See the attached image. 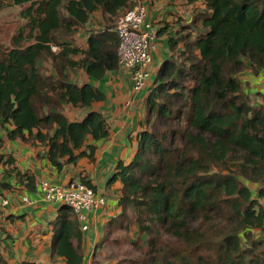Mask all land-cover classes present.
I'll return each instance as SVG.
<instances>
[{"label":"trees","instance_id":"16d2710c","mask_svg":"<svg viewBox=\"0 0 264 264\" xmlns=\"http://www.w3.org/2000/svg\"><path fill=\"white\" fill-rule=\"evenodd\" d=\"M187 1V11L196 9L188 17L177 13L181 20H175L186 23L176 26L166 22L168 12L160 15L157 38H164L168 51L134 102L142 110L136 152L128 164L118 162L108 182L120 184L121 210L105 224L90 256L115 230L128 228L131 210L142 245L133 242L139 256L130 257V264H264V236H256L264 234V95L251 96L243 80L249 70L264 72V0ZM134 4L0 0V8L28 5L20 13L26 25L0 58V148L6 140L33 137L45 144L47 159L60 172L82 160L94 163V142L108 138L111 127L92 109L107 97L91 84L73 83L71 73L82 69L100 81L121 69L134 97L131 72L119 64L118 36L110 31ZM95 15L99 30L90 32L85 47L73 46L69 40L89 33L84 30ZM47 56L54 75L41 71ZM63 106L91 111L72 121ZM24 181L32 189L34 176ZM71 182L97 193L88 176ZM250 183L259 184L257 196ZM2 189L10 185L1 182ZM51 226L52 258L84 264V232L75 212L60 205ZM167 236L180 246L170 245ZM0 264H7L1 247Z\"/></svg>","mask_w":264,"mask_h":264},{"label":"crops","instance_id":"0c3cea01","mask_svg":"<svg viewBox=\"0 0 264 264\" xmlns=\"http://www.w3.org/2000/svg\"><path fill=\"white\" fill-rule=\"evenodd\" d=\"M187 2V0L184 2L185 11L189 9ZM179 5L180 3L170 2L169 7L162 9L164 6L157 7L156 4L152 5L149 2L146 4L149 7V20L155 23L157 29L160 28L158 24L161 19L160 15L165 11L169 13L166 22H174L173 24L180 26L183 21L186 23L188 20L183 19L181 22H176L181 20L179 16L176 18L174 10ZM98 17L99 15H95L92 19L97 20ZM81 34L74 38V46H86L90 32L85 35ZM167 51L168 46L164 38H158L157 49L153 53L149 82L157 72ZM74 59L76 60V57ZM46 68L51 69V65L47 64ZM120 70L108 73L100 81L91 79L82 69L71 73L73 83L80 86L91 84L104 92L107 97L105 102L95 104L92 109L104 114L111 127L108 138L94 142L97 146L94 163L82 160L76 166H65L60 172L47 159L48 148L45 144L34 140L33 137L25 141L20 139L8 141L6 132H2L6 141L0 148V174L2 183L10 185L9 190L2 189V192L11 201L7 209L0 210V247L7 264H21L22 262L65 264V260L61 257L52 258L50 250L53 236L51 224L57 216L60 205L44 202L40 198L39 184L44 179L66 185L71 181H80L81 176H88V179L95 185L97 193L106 198L107 203L103 208L88 214V229L83 231L84 253L93 252L102 238L100 232L104 230L105 224L120 212L121 209L117 206L120 184L109 185L108 182L118 162L124 161L128 164L135 155L136 135L140 130L138 123L142 119V110L137 108L134 102L143 95L138 93L132 97L129 80ZM42 73L45 76L54 75V73L43 71ZM243 80L247 83L248 93L251 96L264 95V72L255 76L249 70L244 74ZM130 101L131 105L127 107L126 103ZM62 111L70 120L76 121L85 117L91 109L63 106ZM41 132L46 134L47 130H41ZM25 136L29 137L28 132ZM8 160H11V163H7ZM27 174L34 176L32 189L28 187V181H24ZM249 185L252 192L255 191L253 194L257 195L259 184ZM23 196L30 198L33 204H22L20 199Z\"/></svg>","mask_w":264,"mask_h":264},{"label":"built area","instance_id":"2783aa9c","mask_svg":"<svg viewBox=\"0 0 264 264\" xmlns=\"http://www.w3.org/2000/svg\"><path fill=\"white\" fill-rule=\"evenodd\" d=\"M110 31H114L119 39L117 49L119 64L122 68L130 70L135 94L141 93L151 77L150 68L158 39V31L149 20L148 7L142 3L137 4L133 9L121 15L117 19L115 28ZM54 47L52 49L57 51L58 48ZM130 105L131 101L126 103L127 107ZM1 182L0 174V188ZM39 187L42 201L71 208L82 230L88 229V214L97 212L107 203L104 196L81 182H70L61 186L44 179ZM21 202L27 205L33 204L27 196H23ZM10 204V199L0 190V210L7 209Z\"/></svg>","mask_w":264,"mask_h":264},{"label":"rangeland","instance_id":"374dc122","mask_svg":"<svg viewBox=\"0 0 264 264\" xmlns=\"http://www.w3.org/2000/svg\"><path fill=\"white\" fill-rule=\"evenodd\" d=\"M185 1L186 0L184 1L182 0H137L136 1L135 0L134 5L136 6L138 2H143L144 5L151 2L152 5L156 4L157 7L164 6V8L162 9H166L167 7L170 6V2H172L173 4L180 3L178 7L174 8L176 14L178 13L180 15L188 16L196 8L195 6H191L189 11H185L184 10ZM27 7L28 5H25L22 8L20 7L0 8V58H2L8 52V50L12 48L13 39L19 35L20 29L26 25L27 21L22 19L20 13L21 11L25 10ZM96 22H98V20L92 19L90 25L87 27V29L84 30V32H88V31L91 32L93 30L98 31L99 28L96 26L95 24ZM28 33L29 30L27 29L25 31V36H27ZM69 41L74 46V39ZM28 44L26 42L25 45ZM54 48H58V47L55 46ZM59 52L60 49L57 51L55 50L52 51L54 55H57ZM47 64L51 65V69L46 68ZM40 66L43 72H48V73L55 72L53 67V58L51 56L45 57L42 60ZM250 184L252 185L254 183H250ZM128 214L131 219V221L128 222L129 223L128 228H124L122 230H115L112 233L111 237L109 238V242L103 244L101 248L97 251L95 258H93V256L89 258V256L92 254L91 251L89 253H85L84 264H130L128 261L130 257H132L133 259L138 258L139 251L136 250V246L133 244V242L137 241L139 242L140 245H142V241L136 240V236H134L136 233L135 231L137 230V226L135 225L134 213L131 210H129ZM100 234H103V229L101 230ZM256 236L260 239L262 238V236H264V234L262 232H258ZM166 239L169 240L170 245L180 246L179 243L176 242V239H172L170 236H167Z\"/></svg>","mask_w":264,"mask_h":264},{"label":"clouds","instance_id":"9594fccd","mask_svg":"<svg viewBox=\"0 0 264 264\" xmlns=\"http://www.w3.org/2000/svg\"><path fill=\"white\" fill-rule=\"evenodd\" d=\"M82 227V226H81ZM84 231V230H83Z\"/></svg>","mask_w":264,"mask_h":264}]
</instances>
